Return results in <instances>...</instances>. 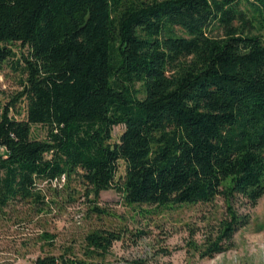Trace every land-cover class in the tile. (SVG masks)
<instances>
[{
	"label": "trees",
	"instance_id": "obj_1",
	"mask_svg": "<svg viewBox=\"0 0 264 264\" xmlns=\"http://www.w3.org/2000/svg\"><path fill=\"white\" fill-rule=\"evenodd\" d=\"M13 46L27 53L0 110V216L19 203L41 212L39 182L62 176L94 198L113 188L126 206L220 197L225 214L193 249L209 259L230 247L249 215L227 201L252 208L264 194V0H0V64ZM117 239L86 237L84 258Z\"/></svg>",
	"mask_w": 264,
	"mask_h": 264
},
{
	"label": "rangeland",
	"instance_id": "obj_2",
	"mask_svg": "<svg viewBox=\"0 0 264 264\" xmlns=\"http://www.w3.org/2000/svg\"><path fill=\"white\" fill-rule=\"evenodd\" d=\"M14 57L0 64V110L19 91L21 64L26 48L11 47ZM10 116L22 119L24 105L15 102ZM19 111L16 113L15 109ZM123 127L112 128L116 140ZM32 136L43 139L44 126L33 125ZM118 162L115 177L122 176ZM57 188L54 192L50 189ZM44 206L37 212L32 204L19 203L0 216V262L29 264L46 256L73 255L82 261H138L139 264H264V194L247 208L240 197L227 203L248 223L231 238L230 247L212 258H200L193 246H200L226 211V202L216 197L207 204L180 205L170 209L126 206L121 194L110 188L94 198L74 179L59 183L39 182ZM107 232L113 240L103 258H84L86 237Z\"/></svg>",
	"mask_w": 264,
	"mask_h": 264
},
{
	"label": "built area",
	"instance_id": "obj_3",
	"mask_svg": "<svg viewBox=\"0 0 264 264\" xmlns=\"http://www.w3.org/2000/svg\"><path fill=\"white\" fill-rule=\"evenodd\" d=\"M63 179V176L61 177V181ZM0 264H12V263H7V262H0ZM29 264H41L39 262H37L36 260L32 263H29ZM55 264H61L59 263L58 261H55ZM80 264H139L137 263L136 261H127V260H115V261H107V260H99V261H83L82 263Z\"/></svg>",
	"mask_w": 264,
	"mask_h": 264
}]
</instances>
